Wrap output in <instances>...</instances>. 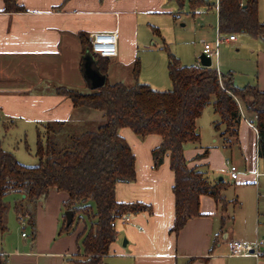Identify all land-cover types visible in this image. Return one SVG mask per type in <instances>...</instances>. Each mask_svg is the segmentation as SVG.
Returning a JSON list of instances; mask_svg holds the SVG:
<instances>
[{"label":"crops","instance_id":"1","mask_svg":"<svg viewBox=\"0 0 264 264\" xmlns=\"http://www.w3.org/2000/svg\"><path fill=\"white\" fill-rule=\"evenodd\" d=\"M245 1L242 0L243 3ZM16 2L23 8L22 12H5L4 0H0V123L5 130L16 124L34 127L37 141L39 127L44 128L48 123L78 125L89 119L90 116L83 114L81 109H74L67 98L55 93L60 86L73 90L88 87L82 73L81 35L89 43L91 34L118 33L116 57L104 58L109 63L106 79L110 84L132 85L131 72L138 61L140 83L149 85L155 91H169V84L164 80L165 74L168 77V55L165 59L161 54L152 52V45L155 36L163 40L160 31L163 32L164 28H176L173 22L181 11L175 0ZM199 11L198 15L203 17L209 12L206 7L199 8L197 13ZM171 18L173 22H170ZM214 18L217 22L215 14ZM236 42L237 38L225 47H231ZM248 44L245 42L244 45ZM256 46L250 54V60L255 63L254 77L250 79L246 75L238 81L235 79L234 83L238 87L254 85L264 91V47ZM175 57L180 61L178 55ZM190 66H201L200 61ZM219 72L222 74L226 70ZM211 111V126L200 120L202 112L196 121V128L199 140H202L204 130L208 131L212 145L197 151L186 149V144L184 157L189 168H197L207 174L205 178L211 185L221 186L224 203L201 196L200 216L189 219L178 233H171L175 217L172 194L174 174L167 157L155 168L151 155L161 139L148 136L138 140L130 129L123 128L119 134L134 154L135 180L117 184L115 197L117 202L142 203L150 209L126 215L115 223L116 239L102 264H264V258L229 256L231 241L252 245L259 239L258 229L262 225L260 192L255 208L250 207L245 216L240 215L241 202L237 198L231 202L225 194L229 182L234 184V191L238 194L246 187L256 189V192L264 188V180H260L263 174L259 170L260 163L264 165V159L258 154L257 130L249 125L248 121L252 120L241 110V120L234 136L225 134L224 126L216 131L214 124L219 121V116L213 108ZM0 147L3 149L1 142ZM221 148L230 151L229 158L223 156ZM235 148L241 156L237 160L233 158ZM3 150L12 153L9 149ZM203 152H207L205 158L196 161L195 154ZM227 160L237 169L243 165L237 180L229 177ZM204 165L208 166V171L200 169ZM222 173L227 176L228 184L222 177L216 179ZM18 198L15 195L13 200ZM67 200L65 192L51 190L36 203L34 239L25 221L20 222V228H27L28 233L10 243L7 249H0L6 264H84L86 258L81 253L78 240V235L84 230L83 222L78 223L73 233H60L63 225L66 226L64 204Z\"/></svg>","mask_w":264,"mask_h":264},{"label":"trees","instance_id":"2","mask_svg":"<svg viewBox=\"0 0 264 264\" xmlns=\"http://www.w3.org/2000/svg\"><path fill=\"white\" fill-rule=\"evenodd\" d=\"M175 1L180 11L187 2L192 17L201 7L214 9V2L207 0ZM4 4L5 12L23 11L16 0H4ZM217 20L221 35L247 34L264 44V23L258 20L257 0H219ZM80 39L83 56L86 52L93 56L105 83L92 93L62 86L55 93L67 98L74 109L103 112L105 123L82 134L72 131L67 122L46 124L43 131L37 132L38 164L34 167L21 165L12 153L0 147V231L6 232L10 210L6 196H19L13 210L19 222L25 221L34 239L36 203L51 190L65 192L68 200L64 210L72 211L73 219L69 226L63 225L60 233H73L75 220L82 221L85 229L78 240L86 258L83 263L102 264L116 239L115 223L126 215L150 209L142 203L116 200V185L135 180V157L119 131L128 128L142 139L160 137L161 142L151 155L155 168L167 157L174 174L175 217L170 232L176 234L189 219L200 216L201 196L224 203L221 186L211 185L197 168H189L184 157V146L199 141L197 119L211 105L219 116L215 130L224 126V133L234 136L242 110L257 130L258 154L264 159V91L254 85L238 87L232 72L219 77L213 66H183L166 46L171 90L155 91L140 83L138 61L131 72L132 85L110 84L106 79L107 59L91 53L84 35ZM0 264H6L2 255Z\"/></svg>","mask_w":264,"mask_h":264},{"label":"rangeland","instance_id":"3","mask_svg":"<svg viewBox=\"0 0 264 264\" xmlns=\"http://www.w3.org/2000/svg\"><path fill=\"white\" fill-rule=\"evenodd\" d=\"M214 1V0H213ZM204 9H202L203 12ZM258 10H259V20L260 22H264V0H258ZM209 12L203 17L202 15H198L201 12L196 14L195 17H192L189 14V5L187 2H184V5L181 9V12L178 15L176 22H173L172 18L169 19L170 22L175 23L176 28L173 27L171 29H165L160 31V34L163 40L160 37H154L153 45H152V52L159 53L167 59V52L162 49L164 44L167 46L169 52L176 56L178 55L180 58L181 65L183 66H190L192 63L199 62L200 54L203 49V45L205 43L211 44L215 37V28L217 26V22H215L213 10H208ZM216 15V14H215ZM206 17V18H205ZM172 24V23H171ZM171 27V25H170ZM237 38V42L233 44L231 47H225V45L220 47L219 56H220V65L219 71H224L227 73L229 70L233 74L234 81L235 79L238 81L240 78L243 79V76L248 75L251 78L255 75V63L252 62L250 59L251 51L256 49V45H260L264 47L263 42L260 39H255L247 34H237L235 35ZM245 42H248V45H244ZM242 45H244L242 47ZM197 53V54H196ZM196 59H194V57ZM214 67V62L212 64ZM226 67V68H225ZM165 82L169 84V90H171V84L168 80L167 74L164 75ZM237 83V82H236ZM245 84L242 86L244 87ZM241 87V86H240ZM80 93H92L94 89H91L89 86L86 89H78ZM161 91H168V90H161ZM209 105L202 114L200 120L204 122L207 126H211L212 121V111L213 108ZM83 114H86L89 117L84 123L74 125L70 124L72 131L76 134H82L87 131H91L95 129L98 125L105 123V118L103 112L99 111H92V110H85L81 109ZM203 123V124H204ZM40 131H43V128L39 127ZM122 133V130L119 131ZM138 140H142V138L135 136ZM202 140L200 139L196 143H190L186 146V149L192 150H199L202 147L209 145L210 147L212 144L210 143L208 137V131L204 130V136H202ZM0 142L2 143L3 149H9L13 154H15L18 162L26 167H34L38 164V159L36 158V129L31 126H22L20 124L9 126L5 130V126L0 123ZM140 142V141H139ZM221 152L225 158L230 157V151L226 148H221ZM240 152L238 149L235 148L233 151V158L235 160L239 159ZM205 158V152L202 154H195L196 161H202ZM239 164V163H238ZM237 164V165H238ZM238 174L239 172L243 171V165H239ZM208 166H201L202 171H208ZM261 169L260 172L263 174L260 177V180H264V165L260 163ZM205 177L207 174H204ZM222 177L224 183L228 184L227 176L223 173L222 175L217 176V180ZM229 187H227V192L225 193L228 197V200L231 202L234 199H238L242 206L240 210V215L245 216L249 208L253 206L255 208L256 198L258 196V192H260V199H259V210H260V220L262 225L260 229H258V237L259 239L257 242L264 239V188L260 191V189L256 192V189H247L242 190L240 194L234 191V184L229 182ZM236 193V194H235ZM15 194H11L5 197V201L9 203L10 210L8 212L6 218V232L2 233L0 231V249H7L10 243H14L16 240L21 238V235L24 233L25 235L28 233L27 228H20L16 214L13 210V197ZM236 196V197H235ZM232 209V206L230 207ZM81 221L74 222V227L78 225ZM77 223V224H76ZM84 224V223H83ZM85 229V226H84ZM84 231V230H83ZM80 244V243H79ZM11 245V244H10ZM262 251H264V245L261 247ZM82 253V252H81Z\"/></svg>","mask_w":264,"mask_h":264},{"label":"built area","instance_id":"4","mask_svg":"<svg viewBox=\"0 0 264 264\" xmlns=\"http://www.w3.org/2000/svg\"><path fill=\"white\" fill-rule=\"evenodd\" d=\"M214 12L218 19L219 12V0L214 1ZM235 35H221L218 27L215 28V37L211 44L205 43L203 45L202 54L205 57L211 60V66L214 62V68L216 69L217 75L220 77L219 72V50L223 45H228L235 41ZM117 42H118V33H94L89 37V47L92 54L97 55L101 58H115L117 55ZM201 67V66H198ZM242 114V112H241ZM249 125L254 128V124L251 121H248ZM227 172L229 177L232 180H237L238 178V169L237 167L229 160L226 161ZM256 176H259L258 172H255ZM24 237L25 234L23 233ZM264 245V239L256 242L252 245L243 244L239 241H231L229 243V256L231 257H254L262 258L263 251L261 247Z\"/></svg>","mask_w":264,"mask_h":264},{"label":"water","instance_id":"5","mask_svg":"<svg viewBox=\"0 0 264 264\" xmlns=\"http://www.w3.org/2000/svg\"><path fill=\"white\" fill-rule=\"evenodd\" d=\"M200 65L201 67H211V60L205 55L201 54L200 58ZM82 73L84 76L85 81L87 82L88 86L91 89H98L102 87L105 83V77L101 75L98 69L95 66V60L92 55L88 52L82 57ZM24 197V196H23ZM65 220H66V227L69 226L73 219V212L66 211L64 213Z\"/></svg>","mask_w":264,"mask_h":264}]
</instances>
